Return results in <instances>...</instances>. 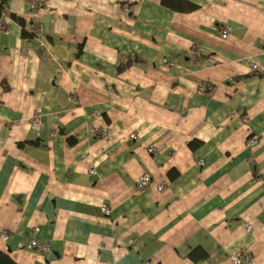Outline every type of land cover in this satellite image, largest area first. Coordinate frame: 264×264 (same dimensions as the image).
<instances>
[{
    "label": "crops",
    "instance_id": "0c3cea01",
    "mask_svg": "<svg viewBox=\"0 0 264 264\" xmlns=\"http://www.w3.org/2000/svg\"><path fill=\"white\" fill-rule=\"evenodd\" d=\"M185 1L5 0L0 250L19 264H264V0Z\"/></svg>",
    "mask_w": 264,
    "mask_h": 264
},
{
    "label": "trees",
    "instance_id": "16d2710c",
    "mask_svg": "<svg viewBox=\"0 0 264 264\" xmlns=\"http://www.w3.org/2000/svg\"><path fill=\"white\" fill-rule=\"evenodd\" d=\"M163 4L173 10L183 11V12L192 11L196 9V5L187 2L185 0H163ZM5 5H6L5 0H0V16L4 13ZM17 19L20 20L23 25L25 24L24 20H21L20 18ZM23 34L24 36H26L27 34H32V33H28L26 30H24ZM170 176L176 177L177 172L175 170H172L170 172ZM188 256L191 259L197 261L200 259H206L208 257V253L203 249L200 250L193 249ZM0 264H19V263L9 253L0 250Z\"/></svg>",
    "mask_w": 264,
    "mask_h": 264
},
{
    "label": "built area",
    "instance_id": "2783aa9c",
    "mask_svg": "<svg viewBox=\"0 0 264 264\" xmlns=\"http://www.w3.org/2000/svg\"><path fill=\"white\" fill-rule=\"evenodd\" d=\"M229 31H230L229 28L223 29L222 32H221L222 37L223 38H227L228 35H229ZM253 67L257 68V65H254ZM37 126H38L37 121H34V127H37ZM131 137L132 138H136V134L135 133L131 134ZM253 141H254V139H251L250 142L252 143ZM152 151H153V148H152ZM200 163L203 164L204 161L201 160ZM92 172L96 173V171H92ZM261 179H262L263 184H264V177H262ZM152 181H153L152 177H151V175L149 173H142L136 180L135 188L137 190H140V191H145L149 187V185L152 183ZM158 189L160 191H163L165 189V186L163 184H161V185L158 186ZM105 211L108 213L110 211V209L109 208H105ZM251 227H252L251 225H248V228H251ZM38 230H39V228L36 227L35 228V232H37ZM37 243H38L37 240L33 239L28 244V247H34V246L37 245ZM46 247L48 248L47 245H46ZM241 262H242V258H241V260L237 256L234 258V264L241 263ZM247 262L249 264H253V258L248 257L247 258Z\"/></svg>",
    "mask_w": 264,
    "mask_h": 264
},
{
    "label": "rangeland",
    "instance_id": "374dc122",
    "mask_svg": "<svg viewBox=\"0 0 264 264\" xmlns=\"http://www.w3.org/2000/svg\"><path fill=\"white\" fill-rule=\"evenodd\" d=\"M4 14V13H3ZM3 14L0 16V26L1 27H5L6 26V24L8 23L7 22V18H8V21H10V18H9V16H3ZM7 17V18H6ZM223 38V37H222ZM228 38V37H227ZM226 39V38H225ZM34 124V123H33ZM136 134V133H135ZM136 137H137V135H136ZM92 171H96V170H92ZM91 171V172H92ZM93 173V172H92ZM96 173H97V171H96ZM96 173H93V174H96Z\"/></svg>",
    "mask_w": 264,
    "mask_h": 264
}]
</instances>
